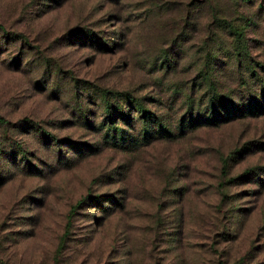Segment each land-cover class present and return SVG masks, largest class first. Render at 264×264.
Segmentation results:
<instances>
[{
    "label": "rangeland",
    "instance_id": "obj_1",
    "mask_svg": "<svg viewBox=\"0 0 264 264\" xmlns=\"http://www.w3.org/2000/svg\"><path fill=\"white\" fill-rule=\"evenodd\" d=\"M0 24V264H264V0H0Z\"/></svg>",
    "mask_w": 264,
    "mask_h": 264
},
{
    "label": "trees",
    "instance_id": "obj_2",
    "mask_svg": "<svg viewBox=\"0 0 264 264\" xmlns=\"http://www.w3.org/2000/svg\"><path fill=\"white\" fill-rule=\"evenodd\" d=\"M0 30H3V27H2V25L0 24ZM136 106H139V104L138 103H134ZM140 112H141V114H142V117H146V115H149V113L146 111V110H144V109H141L140 108V110H139ZM104 112L106 113L105 114V117H106V119L108 118V117H110L111 116V111L109 110V105L108 104H106V102H104ZM235 113H236V111H234ZM242 113H244V110L243 109H240V115H244V114H242ZM247 113H252L253 114V112H252V110L250 109V108H247ZM256 113V112H255ZM246 114V113H245ZM127 117V118H126ZM125 118L126 119H128V115H125ZM214 119L215 118H213V120H211L210 122H212L213 123V121H214ZM216 120V119H215ZM205 122H208V120L207 121H205ZM0 123H5V121L0 117ZM182 123V122H181ZM180 123V126H182L183 125V123L181 124ZM185 126L186 127H188V122L185 124ZM190 126V125H189ZM160 127V126H159ZM191 127V126H190ZM159 130H160V133L162 134V135H167L168 134V136L170 135L169 134V132L165 129V128H159ZM110 139H111V141H112V143H113V145H117L118 143H122L123 141V137L121 136V134H120V132H117V133H114V135H111L110 137H109ZM122 139V140H121Z\"/></svg>",
    "mask_w": 264,
    "mask_h": 264
}]
</instances>
